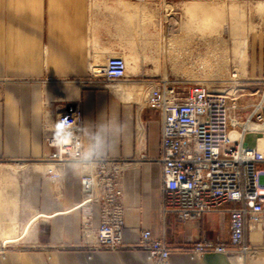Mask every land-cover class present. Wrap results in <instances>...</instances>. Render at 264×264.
I'll use <instances>...</instances> for the list:
<instances>
[{"label": "crops", "instance_id": "1", "mask_svg": "<svg viewBox=\"0 0 264 264\" xmlns=\"http://www.w3.org/2000/svg\"><path fill=\"white\" fill-rule=\"evenodd\" d=\"M171 1L173 15L182 21L179 28L169 21L168 30L176 29L171 38L180 29L202 39L210 30L203 19L211 26L226 20L243 38L234 57L239 78L264 80V0ZM192 17L196 22L187 30ZM123 41H129L136 60L124 56L127 70L138 66V72L119 80L91 74L121 52ZM149 55L150 0H0V166L5 171L0 176L6 177L0 183V238L33 241L7 247L0 264H153L135 246L143 229L166 242L172 264H264L260 227L247 231L255 251L243 258L215 251L196 255L190 249L203 237L229 243V213L210 211L182 221L164 209L161 115L146 105V97L160 77L194 78L150 74L144 58ZM62 104L83 110L85 157L120 161L126 208L120 249L93 247L100 208L83 202L81 187L90 165H54L48 159L54 148L44 135L55 126L56 105ZM245 136L264 151L261 133Z\"/></svg>", "mask_w": 264, "mask_h": 264}, {"label": "built area", "instance_id": "2", "mask_svg": "<svg viewBox=\"0 0 264 264\" xmlns=\"http://www.w3.org/2000/svg\"><path fill=\"white\" fill-rule=\"evenodd\" d=\"M91 74L107 80L125 78L126 61L121 55H112L103 66L93 68ZM235 76L234 71L232 77ZM253 82L262 86L256 88L257 101L246 117L241 113L246 107L240 104L242 94L237 95L245 88L231 92L204 82L189 83L167 76L156 80L147 93L146 105L161 115L164 209L182 221L198 220L210 211L229 213V243L203 237L190 249L196 255L215 251L247 256L255 251L247 241V231L260 227L264 232V169L259 168L264 153L245 136L256 132L264 138V80ZM56 110L55 126L44 135L45 142L54 148L48 159L54 165L69 161L90 165L81 177V187L83 201L96 203L100 208L93 247L120 249L125 246L126 209L120 161L85 157L82 108L77 105L68 109L62 104L56 105ZM229 203L231 206L226 208ZM135 246L153 264H172L170 247L151 229L141 231Z\"/></svg>", "mask_w": 264, "mask_h": 264}, {"label": "rangeland", "instance_id": "3", "mask_svg": "<svg viewBox=\"0 0 264 264\" xmlns=\"http://www.w3.org/2000/svg\"><path fill=\"white\" fill-rule=\"evenodd\" d=\"M171 4L173 5L171 0H150V55L144 57L150 61V74L167 75L168 73H183L188 75L189 78H194L188 80L189 83L204 82L210 85V87L231 92H234L238 88H245L244 92L239 90L237 95L242 94L240 104L246 107L242 109L241 113L243 117H246L252 109V104L257 101L255 90L262 85L256 82H247L239 78L240 66L234 62V57L239 53L243 43V38L240 37L241 34L238 31H234L232 26L228 27L226 20L222 23L219 22L218 26H211L209 22L203 19V24H208L210 29L208 32L205 31L200 35L204 38H196V35L194 33L191 35V32H180V29L175 31L178 35L171 38V31L176 29L168 30L167 25L169 21L175 25V28H179L180 24H182L179 17L173 15L174 5L172 6ZM189 19L187 17V21ZM195 22L196 17H192L190 27L187 30L192 29ZM211 36L214 39H211ZM120 45L122 48L121 52L113 54L123 57L129 54L132 61H136L133 58L134 56L131 55L132 50L129 47V41H123ZM140 57L138 56V58ZM200 65H202L201 68ZM234 71L236 76L232 77ZM136 72H138V66L135 70H127V75ZM247 138L251 141L252 134H248ZM262 140L264 138H260L259 141ZM3 167L0 166V174L5 172ZM54 174H52V177L58 178V174ZM4 179L6 177L0 176V183L6 182ZM2 196L3 193L0 192L1 200ZM0 231H2L1 225ZM32 242V240L26 239L13 243H2L0 238V253H3L10 245L29 244Z\"/></svg>", "mask_w": 264, "mask_h": 264}, {"label": "bare ground", "instance_id": "4", "mask_svg": "<svg viewBox=\"0 0 264 264\" xmlns=\"http://www.w3.org/2000/svg\"><path fill=\"white\" fill-rule=\"evenodd\" d=\"M198 56V55H197ZM200 56H202V54H200ZM199 57V56H198ZM124 59H125V57H124ZM125 61H126V59H125ZM126 65H127V63H126ZM202 67V65H200V68ZM264 127V126H263ZM237 134H238V132L237 131H234L233 132V135L234 136H237ZM260 149V148H259ZM263 153H264V151L262 150V149H260ZM83 202H85V201H83ZM16 237V238H15ZM15 237H13V238H15V239H6V240H4V241H2V243H13V242H15L16 240H18V236H15ZM239 257H244V256H241V255H239Z\"/></svg>", "mask_w": 264, "mask_h": 264}, {"label": "snow or ice", "instance_id": "5", "mask_svg": "<svg viewBox=\"0 0 264 264\" xmlns=\"http://www.w3.org/2000/svg\"><path fill=\"white\" fill-rule=\"evenodd\" d=\"M58 127H59V128H62L63 126H62V125H59Z\"/></svg>", "mask_w": 264, "mask_h": 264}]
</instances>
